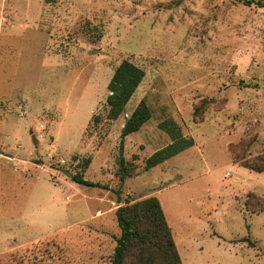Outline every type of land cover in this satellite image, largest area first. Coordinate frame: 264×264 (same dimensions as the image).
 I'll use <instances>...</instances> for the list:
<instances>
[{
    "label": "rangeland",
    "instance_id": "374dc122",
    "mask_svg": "<svg viewBox=\"0 0 264 264\" xmlns=\"http://www.w3.org/2000/svg\"><path fill=\"white\" fill-rule=\"evenodd\" d=\"M258 1L0 0V264H112L116 209L151 194L184 264H264V210L248 207L264 172L244 165L264 153ZM125 59L146 76L110 120ZM143 99L152 118L125 139L123 181L122 128ZM167 121L194 143L144 171L173 141Z\"/></svg>",
    "mask_w": 264,
    "mask_h": 264
},
{
    "label": "trees",
    "instance_id": "16d2710c",
    "mask_svg": "<svg viewBox=\"0 0 264 264\" xmlns=\"http://www.w3.org/2000/svg\"><path fill=\"white\" fill-rule=\"evenodd\" d=\"M244 1L246 4H250L254 0ZM258 3L264 6V2L258 1ZM145 76V69L136 63L128 59L120 62L108 84L110 93L105 105L108 119L117 120L125 112ZM195 113H200V106L197 107ZM151 118L152 110L143 99L125 121L122 128V154L118 160L120 166L117 171V175L123 181L127 177L134 176L133 171L136 169L134 163L129 162L123 154L125 139L129 134L140 130ZM93 119L99 122L100 116H94ZM165 123H167V130L173 141L146 159L144 171L194 143L193 138L182 136L176 130L175 125L171 127L170 121ZM90 162L89 158L84 161V165H89ZM244 165L258 172H264V153L244 161ZM72 179L88 186L105 187L100 182H93L85 178L82 173L73 174ZM250 199L253 201L249 200L248 207L253 212L264 210L262 198L251 193ZM118 201L122 202L120 197ZM116 217L121 233L115 238L116 247L112 256V264H184L172 227L158 196L149 195L139 200L127 201L116 209Z\"/></svg>",
    "mask_w": 264,
    "mask_h": 264
},
{
    "label": "crops",
    "instance_id": "0c3cea01",
    "mask_svg": "<svg viewBox=\"0 0 264 264\" xmlns=\"http://www.w3.org/2000/svg\"><path fill=\"white\" fill-rule=\"evenodd\" d=\"M152 195V194H151ZM163 205V204H162ZM167 215V214H166ZM168 219V218H167Z\"/></svg>",
    "mask_w": 264,
    "mask_h": 264
}]
</instances>
